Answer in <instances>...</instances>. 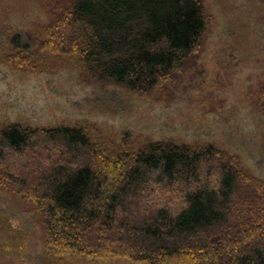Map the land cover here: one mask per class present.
Returning <instances> with one entry per match:
<instances>
[{
    "label": "trees",
    "instance_id": "obj_1",
    "mask_svg": "<svg viewBox=\"0 0 264 264\" xmlns=\"http://www.w3.org/2000/svg\"><path fill=\"white\" fill-rule=\"evenodd\" d=\"M37 1L48 22L33 41L46 59L143 95L174 86L210 23L203 0ZM10 43L29 53L20 35ZM253 93L264 112V82ZM153 186L179 194L177 205L153 199ZM0 190L37 213L51 260L264 264V181L212 144L133 152L82 126L11 123L0 128Z\"/></svg>",
    "mask_w": 264,
    "mask_h": 264
},
{
    "label": "rangeland",
    "instance_id": "obj_2",
    "mask_svg": "<svg viewBox=\"0 0 264 264\" xmlns=\"http://www.w3.org/2000/svg\"><path fill=\"white\" fill-rule=\"evenodd\" d=\"M204 42L168 92L143 95L89 83L76 65L39 50L36 28L48 18L37 0H0V128L82 126L104 145L136 151L149 142L212 144L264 181V112L254 91L264 82V7L259 0H203ZM20 35L29 53L10 40ZM39 46V45H38ZM153 186L169 205L179 194ZM177 198V200H176ZM36 212L0 190V264H131L121 258L51 260Z\"/></svg>",
    "mask_w": 264,
    "mask_h": 264
}]
</instances>
